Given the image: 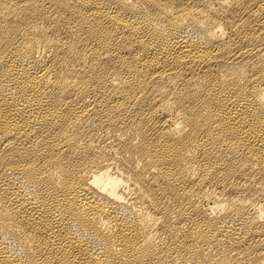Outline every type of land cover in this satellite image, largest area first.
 I'll list each match as a JSON object with an SVG mask.
<instances>
[{"label":"bare ground","instance_id":"6f19581e","mask_svg":"<svg viewBox=\"0 0 264 264\" xmlns=\"http://www.w3.org/2000/svg\"><path fill=\"white\" fill-rule=\"evenodd\" d=\"M0 264H264V0H0Z\"/></svg>","mask_w":264,"mask_h":264}]
</instances>
